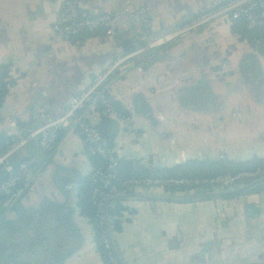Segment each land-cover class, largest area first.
I'll return each instance as SVG.
<instances>
[{
    "label": "crops",
    "instance_id": "obj_1",
    "mask_svg": "<svg viewBox=\"0 0 264 264\" xmlns=\"http://www.w3.org/2000/svg\"><path fill=\"white\" fill-rule=\"evenodd\" d=\"M62 1L0 0V65L14 80L0 106V140L26 139L11 161L32 162L35 187L27 201H0V264H106L78 206L93 172L80 136L66 126L44 153L32 133L40 113L61 117L116 53L134 54L110 83L133 129L98 112L89 120L104 130L119 160L160 169L192 160L264 159V29L257 50L231 24L151 49L124 13L144 9L167 32L227 0H75L80 9L115 17L113 37L77 42L52 35ZM239 111L249 115L231 116ZM120 195L130 197L122 201L121 232L112 235L121 264H264L263 193L189 203L141 199L184 197L159 189Z\"/></svg>",
    "mask_w": 264,
    "mask_h": 264
},
{
    "label": "built area",
    "instance_id": "obj_2",
    "mask_svg": "<svg viewBox=\"0 0 264 264\" xmlns=\"http://www.w3.org/2000/svg\"><path fill=\"white\" fill-rule=\"evenodd\" d=\"M124 13L128 15L129 21L135 26L138 34L148 41L147 47L151 49L167 46L201 29L211 32L214 27L239 20L244 21L248 30L264 26V0H227L223 4L197 14L184 24L167 32H162L155 27L153 20L144 9L131 11L125 8ZM114 28L115 17L112 14H92L80 9L75 0L61 2L53 14L51 26L52 35L62 40L78 36L83 32L92 33L96 30H102L105 36L111 38L114 35ZM258 47V41H255L253 48L257 50ZM133 56L134 54L116 53L111 63L103 71L94 75L85 89L70 99L61 117L50 119L40 113L41 125L32 133V137L37 140L39 150L50 153L57 143L61 129L72 126L80 136L87 156L104 162V167L94 170L89 179L92 185L91 194L100 214L97 221L100 227L98 243L109 264H121L114 245L109 239L106 227L108 219L104 213L105 204L113 197L131 189L165 190L170 187L185 188V192L182 194L187 197L202 194L201 192L228 191L264 178V167L200 180L149 177L128 180L124 183L125 189L119 192L113 185L118 170V157L114 150L107 148L103 137L91 125L89 118L91 114L98 112L104 118L117 120L128 132L132 131L133 127L128 116L116 112L114 106L116 100L111 95L110 83ZM220 68L222 73L226 68L225 62L220 63ZM248 115L249 112L239 111L232 113L231 116L242 120ZM25 143L26 139L12 138L11 143L0 152V172L4 174V178L0 181V199H4L8 205L12 206L19 201H27L35 193V187L29 180L32 162L23 161L14 165L11 161L13 154L20 150Z\"/></svg>",
    "mask_w": 264,
    "mask_h": 264
},
{
    "label": "trees",
    "instance_id": "obj_3",
    "mask_svg": "<svg viewBox=\"0 0 264 264\" xmlns=\"http://www.w3.org/2000/svg\"><path fill=\"white\" fill-rule=\"evenodd\" d=\"M264 26L259 29L255 30H248L243 20H239L236 22L231 23V31L232 33L240 39H248L253 44L255 41L260 40L262 30ZM104 35L102 30H96L95 32H83L78 36L71 37L67 39L68 41L77 42V41H84L90 37H101ZM14 80L11 79L8 65H0V106L4 95L7 93L8 86L13 85ZM116 112L125 114L119 107L118 103H114ZM98 109V108H97ZM99 111V109H98ZM103 117V116H101ZM104 118V117H103ZM103 137L104 143L107 148L113 150V146L108 142V140L104 137L103 133H100ZM59 137V136H58ZM4 141V144L0 146V152L5 150V148L11 143V139L3 138L0 142ZM58 141V140H57ZM93 164V171L99 168L104 167V162L89 157ZM16 165V164H14ZM264 167V159H256L252 158L247 161L242 162H233L229 160H192L187 161L182 164H178L172 168H150V169H142L139 166L137 161L132 160H119L118 159V170L116 174V179L113 182L119 192H122L125 189V182L128 180H140L144 178H160V179H169V178H180V179H210L214 178L219 175L225 174H236L243 171H251L257 168ZM3 172H0V181L4 178ZM87 187L85 192L78 198V206L80 209V214L84 218L88 219L89 222L92 224L93 229L95 231V240L97 244V249L100 252L102 258L109 264L103 249L101 248L100 244L98 243L99 231L100 227L98 226V216L100 215L97 211V207L94 203V198L91 194L92 185L90 183V179H87ZM166 192H173V193H183L185 192V188L182 187H170L165 188ZM203 193V192H201ZM264 194V184L258 186L248 192L243 194H235V195H228L223 197V199H234L243 195H252V194ZM0 201H5L4 199H0ZM122 201L113 202L106 210H104L105 215L107 216L108 223H109V230L112 235L118 234L121 232V225L126 220L124 219V208L122 206Z\"/></svg>",
    "mask_w": 264,
    "mask_h": 264
},
{
    "label": "water",
    "instance_id": "obj_4",
    "mask_svg": "<svg viewBox=\"0 0 264 264\" xmlns=\"http://www.w3.org/2000/svg\"><path fill=\"white\" fill-rule=\"evenodd\" d=\"M123 44H124V47L127 45L126 42H124ZM124 52L130 53V52L125 51V50H124ZM103 132H104V130H99V133H103ZM263 184H264V178L259 179L257 181H254L252 183H249L247 185L241 186L239 188L228 190V191H217V192L202 193V194H196L193 196L183 197L180 199H173V198L160 199V198H150V197L149 198L148 197H142L141 199H150V200H156V201H160V202H173V203H189V202H195V201H201V200H217V199H221V198L228 196V195L243 194V193L248 192V191H250V190H252L258 186H261ZM127 198H130V197H128L127 195H119V196L113 197L112 199H110L105 204V210L113 202L123 201V200H126ZM106 219H107V216H106ZM106 227H107V233H108L109 239L113 244V239H112V235H111L110 230H109L108 221H107Z\"/></svg>",
    "mask_w": 264,
    "mask_h": 264
}]
</instances>
